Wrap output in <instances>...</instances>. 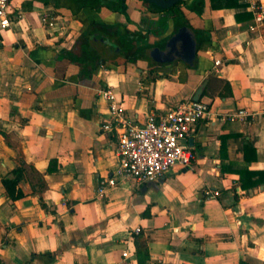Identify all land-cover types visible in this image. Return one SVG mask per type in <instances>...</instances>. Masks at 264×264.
<instances>
[{
    "label": "crops",
    "instance_id": "1",
    "mask_svg": "<svg viewBox=\"0 0 264 264\" xmlns=\"http://www.w3.org/2000/svg\"><path fill=\"white\" fill-rule=\"evenodd\" d=\"M121 1L113 11L117 0H9L13 24L0 31V264H264V26L248 30L249 0H180L177 14ZM183 27L196 40L192 64L165 55ZM204 83L199 100L210 116L183 142L191 165L150 182L116 179L98 196L118 158L96 90L113 88L141 124L193 100ZM239 110L247 116H223Z\"/></svg>",
    "mask_w": 264,
    "mask_h": 264
},
{
    "label": "built area",
    "instance_id": "2",
    "mask_svg": "<svg viewBox=\"0 0 264 264\" xmlns=\"http://www.w3.org/2000/svg\"><path fill=\"white\" fill-rule=\"evenodd\" d=\"M9 3V0H0V31L7 30L13 24ZM249 4L253 20L248 30L255 32L264 26V8L257 0H249ZM40 22L47 28L54 26L53 20L46 13L40 14ZM219 64V60L214 61L215 67ZM96 94L107 103V118L101 124V129L113 133L118 158L112 177L98 186V196L104 195L107 186H114L116 179L150 182L157 180L172 166L191 165L193 152L183 142L194 132L198 121L210 116L209 104L200 100H184L162 114L150 112L143 123L136 124L126 116L125 108L113 88L97 89ZM223 116L228 120L243 119L247 113L239 110ZM207 193L211 197L217 196V192ZM137 231L138 228L135 229Z\"/></svg>",
    "mask_w": 264,
    "mask_h": 264
},
{
    "label": "water",
    "instance_id": "3",
    "mask_svg": "<svg viewBox=\"0 0 264 264\" xmlns=\"http://www.w3.org/2000/svg\"><path fill=\"white\" fill-rule=\"evenodd\" d=\"M160 8H170L176 5L180 0H143ZM167 50L165 55L170 59H181L192 64L195 58L196 40L193 32L186 27L180 28L167 41ZM205 83L196 91L193 100L198 101Z\"/></svg>",
    "mask_w": 264,
    "mask_h": 264
},
{
    "label": "trees",
    "instance_id": "4",
    "mask_svg": "<svg viewBox=\"0 0 264 264\" xmlns=\"http://www.w3.org/2000/svg\"><path fill=\"white\" fill-rule=\"evenodd\" d=\"M211 1V6L212 7H218V5L217 4H215V2H217V0H210ZM117 2H118V4H119V6L118 7H111V6H109V8L110 9H112L113 11H116V10H118V9H120L121 7H124L123 6V4H120L122 1L121 0H117ZM227 4V3H226ZM236 4V0H234V2H230V3H228L227 5H235ZM151 6H153V7H155L154 5H151ZM179 5H175V6H173V7H171V8H168V9H163V8H157L158 10H160V11H164V12H168V13H171V14H177V13H179V7H178ZM99 41H100V39H99ZM97 42V44H99V42H98V40L96 41ZM99 46V45H98ZM130 46H129V44L128 43H125V46H124V50H126V49H128ZM95 52H96V55H97V58H98V61H102V63H103V61H104V59L105 58H103V57H101L100 55H99V50L98 49H96L95 50ZM2 183L4 184V186L7 188V184H8V180L6 179V178H4V179H2ZM13 183H15V180H13ZM245 185V184H244ZM243 185V183H241V187L243 188V187H245Z\"/></svg>",
    "mask_w": 264,
    "mask_h": 264
}]
</instances>
